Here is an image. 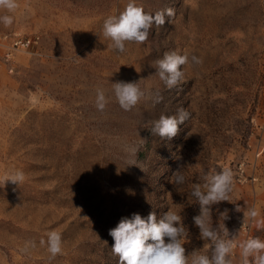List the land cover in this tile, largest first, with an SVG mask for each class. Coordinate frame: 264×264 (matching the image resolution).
<instances>
[{
    "label": "rangeland",
    "instance_id": "rangeland-1",
    "mask_svg": "<svg viewBox=\"0 0 264 264\" xmlns=\"http://www.w3.org/2000/svg\"><path fill=\"white\" fill-rule=\"evenodd\" d=\"M127 3L18 0L13 23H0V35L40 38L36 53L11 60L0 46V264H119L109 230L134 213L155 212L159 221L170 208L188 229L186 255L203 250L208 241L193 221L200 204L189 193L212 167L235 174V203L212 206L213 226L228 209L230 238L264 240V227L243 222L253 206L264 218V0H138L152 15L172 8L175 16L165 12L146 44L127 43L119 53L102 28ZM169 51L203 59L185 66L187 81L173 89L153 67ZM118 81L145 91L133 111L115 101ZM97 87L110 100L104 112L95 106ZM157 90L163 100L153 107ZM181 107L191 117L175 137L151 132V120ZM16 170L24 182L4 184ZM177 171L183 185L171 182ZM51 231L62 237L55 259Z\"/></svg>",
    "mask_w": 264,
    "mask_h": 264
},
{
    "label": "clouds",
    "instance_id": "clouds-1",
    "mask_svg": "<svg viewBox=\"0 0 264 264\" xmlns=\"http://www.w3.org/2000/svg\"><path fill=\"white\" fill-rule=\"evenodd\" d=\"M18 0H0V23L10 26L14 17L12 13L18 8ZM165 12L168 17L175 16V10L167 8L163 11H146L138 0H128L124 10L117 15L109 16L103 23V36L111 40L110 47L119 53L126 51L127 43L144 45L149 41V30L155 25L157 29L165 23ZM203 59L196 55L179 54L177 51L165 52L162 59L153 63L157 69L156 75L167 89L179 87L186 82L184 67L199 66ZM183 66V70H181ZM152 77V76H151ZM150 78V77H149ZM112 93L115 101L125 112L133 111L137 104L145 98V91L139 82L118 81L112 83ZM157 90L154 96L153 107L163 100ZM110 103L105 90L97 87L95 106L98 111L104 112ZM191 117V113L181 107L176 115L161 114L158 119L151 120V132L161 138L171 139L178 134V125ZM147 127V125H145ZM145 143L144 140H141ZM134 151H138L135 149ZM141 170H145L139 164ZM203 183H193L189 195L200 204V214L193 217L194 225L199 228L200 239L208 241L203 250L197 249L186 255L184 244L189 236L188 229L182 222V216L171 208L163 218L157 221L155 212H150L147 218L133 214L131 218H122L115 228L109 230L114 244L112 254L119 258V264H233L235 250H240L239 264H264V240L259 237L248 238L237 242V236L231 235L224 221L229 219L228 209L219 213V221L213 226L212 206L221 202L235 203V174L231 168L216 170L209 168L202 173ZM25 180V173L16 170L8 174L6 182L21 184ZM172 183L183 185L185 176L181 171L173 174ZM236 211H241L237 206ZM247 220L256 224L257 228L264 227V218L258 209L253 206L244 211L243 222ZM167 238V242H166ZM151 241V242H149ZM45 241H41L44 244ZM47 251L50 259L63 253L62 237L57 231L48 233ZM104 243L107 244L106 241ZM27 246H33L28 242ZM211 250V255L207 253Z\"/></svg>",
    "mask_w": 264,
    "mask_h": 264
},
{
    "label": "built area",
    "instance_id": "built-area-1",
    "mask_svg": "<svg viewBox=\"0 0 264 264\" xmlns=\"http://www.w3.org/2000/svg\"><path fill=\"white\" fill-rule=\"evenodd\" d=\"M39 40L38 34H2L0 46L4 48L6 60H11L19 52L36 53Z\"/></svg>",
    "mask_w": 264,
    "mask_h": 264
}]
</instances>
